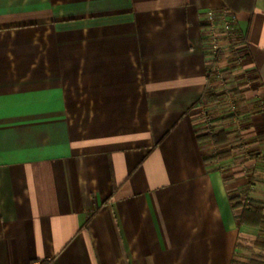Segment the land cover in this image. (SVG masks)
Here are the masks:
<instances>
[{"label":"crops","instance_id":"obj_1","mask_svg":"<svg viewBox=\"0 0 264 264\" xmlns=\"http://www.w3.org/2000/svg\"><path fill=\"white\" fill-rule=\"evenodd\" d=\"M228 4L245 77L209 88ZM238 197L264 203V0H0V264H259Z\"/></svg>","mask_w":264,"mask_h":264},{"label":"built area","instance_id":"obj_2","mask_svg":"<svg viewBox=\"0 0 264 264\" xmlns=\"http://www.w3.org/2000/svg\"><path fill=\"white\" fill-rule=\"evenodd\" d=\"M237 22L238 14L234 11L225 12L223 16H219L214 9L206 12L203 43L207 56L209 88L216 82L227 86V82L236 83L238 76L245 77L239 68L245 58L247 39L237 28ZM226 89V95L220 98L218 104L236 111L239 104L246 100L228 91L230 88L226 87ZM209 105L210 103H207L205 106ZM203 115L205 131L210 132L212 131V114L205 109Z\"/></svg>","mask_w":264,"mask_h":264},{"label":"rangeland","instance_id":"obj_3","mask_svg":"<svg viewBox=\"0 0 264 264\" xmlns=\"http://www.w3.org/2000/svg\"><path fill=\"white\" fill-rule=\"evenodd\" d=\"M237 201L235 204L239 205H245L249 204L252 201H248L247 199H241L238 197L236 199ZM257 208V207H256ZM262 215H264V207L262 208ZM257 232H256V237L254 240L249 244V247L246 249L245 255L250 261H255L258 262L259 264H264V220L263 223L259 224Z\"/></svg>","mask_w":264,"mask_h":264},{"label":"trees","instance_id":"obj_4","mask_svg":"<svg viewBox=\"0 0 264 264\" xmlns=\"http://www.w3.org/2000/svg\"><path fill=\"white\" fill-rule=\"evenodd\" d=\"M229 5V4H228ZM234 7L228 6L230 11H235L239 8L238 4H233ZM257 207V208H256ZM264 207V203H249V207L245 209L243 213V218L245 222L251 223L253 225H259L263 223L264 215H262V208Z\"/></svg>","mask_w":264,"mask_h":264}]
</instances>
